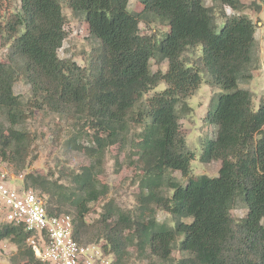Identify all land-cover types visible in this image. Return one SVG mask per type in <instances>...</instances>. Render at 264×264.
Returning a JSON list of instances; mask_svg holds the SVG:
<instances>
[{"label":"trees","instance_id":"obj_1","mask_svg":"<svg viewBox=\"0 0 264 264\" xmlns=\"http://www.w3.org/2000/svg\"><path fill=\"white\" fill-rule=\"evenodd\" d=\"M212 1L142 0L138 12L129 9L130 0H21L16 12L0 17L1 44L7 47L0 62V111L12 129L34 110H48L93 130L95 145H84L95 159L92 169L71 173L68 182L26 175L25 186L46 199L50 215L71 214L75 238L101 245L114 264H126L131 245L150 248L167 264H264V99L256 107L252 91L239 85L256 68V23L242 12L261 5ZM64 4L85 18L99 41L86 65L59 56L67 36ZM225 6L236 12L227 14ZM150 20L169 30L160 38L142 33L141 23ZM196 48L201 54L187 59ZM153 59L167 61V70L154 71ZM21 79L31 86L27 101L15 93ZM204 80L221 91L204 117L217 130L202 139L200 160L221 166L217 176L194 177L195 153L181 119L191 113L188 98ZM163 81L166 88L147 97ZM134 125L141 126L135 144L142 171L137 215H126L111 198L91 220L93 204L106 192L99 179L105 150L126 139ZM31 140L26 131H1L0 156L25 166L35 159ZM174 171L186 181L175 180ZM240 204L247 213L237 218L232 210ZM157 209L171 221L161 222ZM31 235L24 225L0 220V241L10 239L28 262L50 264L35 255ZM175 250L183 257L172 262Z\"/></svg>","mask_w":264,"mask_h":264},{"label":"rangeland","instance_id":"obj_2","mask_svg":"<svg viewBox=\"0 0 264 264\" xmlns=\"http://www.w3.org/2000/svg\"><path fill=\"white\" fill-rule=\"evenodd\" d=\"M243 1L251 3L253 0ZM256 1L261 5L259 10L248 8L242 12L248 14L256 23V68H254L252 78L240 81L239 85L252 91L254 104L258 107L264 99V0ZM207 4L212 5L214 2L207 0ZM20 5L21 0H0V17L6 18L10 13L16 12ZM129 9L141 12L143 9L142 0H130ZM224 10L229 15L236 12L229 6H225ZM64 13L67 18L65 26L67 36L59 50V56L72 58L80 65H86L89 53L99 45V41L91 35L88 23L82 15L74 14L65 4ZM223 20L222 14L219 13L218 21L221 23ZM168 30L169 27L159 21L150 20L141 23L142 33L155 35L158 38ZM1 42L2 37H0V62L6 60L7 53V47L3 46ZM199 54H201V48H196L188 52L186 57L192 59ZM151 64L154 71L161 69L165 72L168 68L167 61L158 63L153 59ZM165 88L166 82L163 81L157 88L151 90L147 97ZM218 91H221L220 87L211 86L204 80L194 94L188 98V102L192 106L191 113L181 119V128L186 137L188 148L195 153L191 161L192 176L194 177L201 174L217 176L221 166V161L205 163L200 160L202 139L205 136H215L216 134V124L205 123L204 117L211 97ZM15 93L27 101L31 98V86L21 79L15 85ZM15 129L30 134L32 139L30 149L35 159L30 160L25 166H16L15 161H9V168L13 172H21L25 176L33 175L35 178L51 176L62 178V181L68 182L69 180L65 179L71 173L92 169L91 165L95 166L94 157L85 153L84 145H95L91 136L93 130L86 126L48 110H34L25 122L12 129L6 115L0 111V133L1 131L8 133L9 130L13 132ZM140 130L141 126H131L126 139L106 148L99 174V179L106 185V192L93 204V211L89 214V219L97 218L102 205L111 198L115 199L123 208L126 215L131 218H135L137 215L139 206L137 194L139 193L142 171L135 144L136 136ZM172 176L175 180L186 181L180 171L172 172ZM162 190L166 195H170L172 192L166 185L162 187ZM246 213L247 209L241 204L232 210V214L237 218ZM157 217L161 222H170L172 219L171 215L162 209H157ZM182 257L183 254L175 250L171 260L176 262ZM25 262H28V259L23 256V252L18 249L16 244L10 239L0 241V264H24ZM126 264L167 263L153 255L150 248L145 249L144 245H131L128 247Z\"/></svg>","mask_w":264,"mask_h":264},{"label":"built area","instance_id":"obj_3","mask_svg":"<svg viewBox=\"0 0 264 264\" xmlns=\"http://www.w3.org/2000/svg\"><path fill=\"white\" fill-rule=\"evenodd\" d=\"M9 167L10 163L0 156V220L24 225L32 232L28 243L41 261L50 264H114L113 254L101 245L80 243L74 236L72 215H50L46 199L25 186L24 173L13 172Z\"/></svg>","mask_w":264,"mask_h":264}]
</instances>
